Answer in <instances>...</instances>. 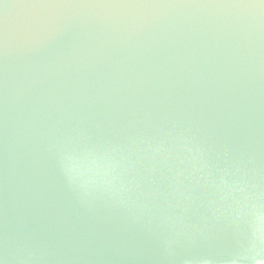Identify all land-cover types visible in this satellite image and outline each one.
<instances>
[{
  "label": "water",
  "instance_id": "obj_1",
  "mask_svg": "<svg viewBox=\"0 0 264 264\" xmlns=\"http://www.w3.org/2000/svg\"><path fill=\"white\" fill-rule=\"evenodd\" d=\"M0 264H264V0H0Z\"/></svg>",
  "mask_w": 264,
  "mask_h": 264
}]
</instances>
